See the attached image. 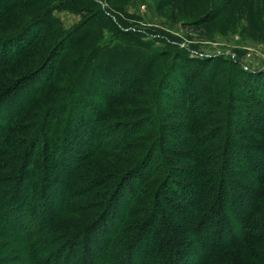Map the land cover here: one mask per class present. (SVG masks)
<instances>
[{"label":"rangeland","instance_id":"1","mask_svg":"<svg viewBox=\"0 0 264 264\" xmlns=\"http://www.w3.org/2000/svg\"><path fill=\"white\" fill-rule=\"evenodd\" d=\"M90 1L0 0V36L40 21L41 38L46 37L11 66L0 67V87L14 90L0 105V124L6 131L2 142L7 140L10 147L0 153L1 167L9 166L33 135H56L62 122L54 119L69 115V102L82 75L93 77L90 87H84L83 112L94 122L100 111L102 124L98 116L94 125L106 138L73 175V201H97L94 206L99 207L122 175L152 155L158 157L161 167L156 175H161L148 182L151 189L169 173L185 181L198 172L217 170L220 159L226 163L240 153L238 145L224 142L227 136L264 158V130L251 128L247 116L260 117V110L236 85L241 69H264V0H96V5ZM103 12L116 23L107 22ZM52 28L58 31L53 33ZM62 38H69V49L59 57L56 73L50 68L55 61L51 57ZM185 57L206 59L205 72L194 83L189 74L184 76L191 65ZM72 60L78 62L71 66ZM98 63L101 66L95 67ZM145 65L146 71L152 69L129 84ZM31 72L37 75L26 81ZM206 96L209 102H203ZM9 114L12 117L4 120ZM44 120L49 123L44 125ZM254 170L234 166L232 173L237 182L259 192L264 186L255 181ZM90 185L92 189L79 197L82 187ZM260 201L255 218L262 222L264 194ZM256 245L264 251V242ZM228 256L240 264H259L238 253Z\"/></svg>","mask_w":264,"mask_h":264},{"label":"trees","instance_id":"2","mask_svg":"<svg viewBox=\"0 0 264 264\" xmlns=\"http://www.w3.org/2000/svg\"><path fill=\"white\" fill-rule=\"evenodd\" d=\"M103 17L116 23L110 14L104 13ZM39 24L33 21L13 34L0 36V67L11 66L22 52L46 38H41L44 27H37ZM57 31L58 28L51 29L53 33ZM68 41L62 38L53 51L51 60L55 61L50 68L56 73L62 53L69 49ZM126 54L123 55L129 56ZM184 54L188 56L189 51ZM201 59H186L191 65L184 76L189 74L193 83L205 72L206 59ZM77 62L72 60L71 66ZM100 66L98 63L95 67ZM147 67L131 81L128 79L129 84ZM241 70L236 85L261 114H248L249 126L263 132L264 69ZM33 73L26 74V81L37 75ZM124 75L126 78L127 73ZM73 78L74 75L69 80ZM92 80V75H82L79 84L73 85L78 89L69 102L72 109L67 118L62 115L54 119L62 122L54 137L33 135L9 166H0V264H240L229 258L228 254L233 253L263 264L264 251L255 244L264 242V221L255 215L261 210L260 196L264 194V158L258 157L251 146L234 138L229 140V136L224 142L238 145L240 153L226 163L220 159L222 164L217 170L198 172L185 181L169 173L151 189L148 182L161 175H156L161 167L158 157L152 155L122 175L115 191L99 201V207L94 206L97 201L72 200L73 175L84 166L89 154L105 144V132L94 125L98 116L102 124L100 111L95 112L94 122L83 112L84 87H90ZM12 89L0 87V105L12 96ZM206 97L203 102H209ZM89 111L92 114L91 107ZM12 115L3 118L7 120ZM4 130L0 124V153L10 148L7 140L2 142ZM227 152L231 153L230 148ZM2 158L0 155V161ZM230 163L255 169L252 176L262 189L256 192L254 187L237 182ZM88 188L92 186L82 187L79 197L83 198ZM140 199L142 205L137 206ZM136 216L143 218L134 223ZM12 249L15 251L7 253Z\"/></svg>","mask_w":264,"mask_h":264}]
</instances>
